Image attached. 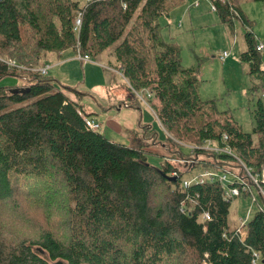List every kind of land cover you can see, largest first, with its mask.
Listing matches in <instances>:
<instances>
[{
  "label": "trees",
  "instance_id": "1",
  "mask_svg": "<svg viewBox=\"0 0 264 264\" xmlns=\"http://www.w3.org/2000/svg\"><path fill=\"white\" fill-rule=\"evenodd\" d=\"M186 2L0 0V79L18 71L7 65L10 59L31 76L24 89L0 86V208L7 207L24 232L7 236L0 223V264H264V210L248 221V236L239 238L229 225L233 199L225 198L220 183L184 189L185 172L169 161L149 163L147 144L115 142L88 128L82 105L32 70L45 64L47 54L76 48L98 56L114 46L117 70L132 89L152 91L166 130L180 140L192 134L199 147L212 140L234 152L212 151L216 162L205 165L200 155L206 149L196 148L188 156L191 169L199 163L214 168L237 154L258 171L264 165L263 100L250 132L229 111L224 113L232 116L206 119L216 100L200 96L195 69L183 66L181 48L163 33L169 24L160 17ZM229 2L250 27L236 0ZM216 5L220 23L233 32L230 6ZM245 38L241 59L250 75L262 79L264 55L252 30ZM18 203L47 210L48 223L32 224L35 231L25 226L21 212L10 208ZM204 212L210 219L201 222Z\"/></svg>",
  "mask_w": 264,
  "mask_h": 264
},
{
  "label": "rangeland",
  "instance_id": "2",
  "mask_svg": "<svg viewBox=\"0 0 264 264\" xmlns=\"http://www.w3.org/2000/svg\"><path fill=\"white\" fill-rule=\"evenodd\" d=\"M80 1L84 3V0ZM190 1L187 0L186 4L173 9L170 17H160L162 25L169 24L164 28L163 33L168 40L174 39L181 48L183 66L195 69V74L198 75L200 81V96L205 100H216V110L206 113V119L209 116L223 119L226 115L228 117L233 115L242 125L243 130L250 132L255 125L254 110L259 98L257 97L258 91L251 92L250 88L258 86L262 79L248 73L249 68L242 61L241 54L247 50L245 33L248 30L253 31L255 41L258 37L264 40V3L239 0L238 5H241L243 12L247 15L251 28L244 25L239 19L232 32L228 26L220 23L217 13L212 11V4L209 0H205L199 6L193 5L196 0H193L192 3ZM186 8H190V12L182 17ZM179 20H182L181 27ZM234 41H236L235 45H233ZM225 49L231 50V56L222 63L217 52ZM78 52L79 50L76 48H70L66 50V53L62 52L60 56L47 54L42 67L54 64L61 59L62 55L63 59H66L75 53L77 58ZM69 60L71 61L68 63L50 68L47 76L54 80L57 89L67 93L69 91L75 98L80 99L86 112H102L104 110L106 114L107 111L114 108V105L118 106L122 103L125 106L132 104L133 107H138L143 114V121L142 119L138 121L141 127H138L137 130L132 131L123 126L120 131L115 132L116 130L111 128L110 131L105 132L109 139L125 144H135L136 140L144 145L147 144L149 163L159 167L165 161H169L179 170L185 172L184 179H192L195 175L202 173L207 168L203 166L206 161H209L210 164L212 161L216 162L210 155L213 154L212 151L215 152L213 148L219 146L209 140L203 146L206 149L205 154L200 155L203 164L199 163L192 169L190 168L194 160H189L188 156L195 152L192 146H198V138L190 134V138L180 140L176 135L166 130L156 109L153 108L160 104L154 98L152 91L132 89L128 85L127 78L117 70L114 46L98 56H92V61L88 63H82L76 59ZM109 61L111 63L107 64ZM29 76L30 73L27 70L20 69L14 74L3 76L0 79V86L4 85L12 89L25 87ZM224 111H229L232 115L229 112L225 114ZM149 129L150 131H148ZM102 130L103 124L101 123L100 132ZM178 151H181L182 154ZM236 156L238 155L236 154ZM220 162L222 163L211 169L215 170L219 167L220 170L238 172L242 169L237 157L235 160L227 159ZM229 179L232 182L236 180L232 175H229ZM258 197L262 201L259 194ZM10 208L13 211H20L21 213L17 216H23L26 219L25 226L34 231L37 227L31 226L32 224L45 226L49 221L47 210L36 205L18 203L17 207L11 205ZM257 210V204H253L248 195L234 198L229 214L230 229H234L239 224L240 217L245 218L249 214V218L252 219ZM7 211H9L7 207L0 208V223L4 222L2 228L4 234L11 236L24 233L23 225L19 223V220L9 217ZM11 213L13 214V212ZM51 263L56 264L57 262L52 261Z\"/></svg>",
  "mask_w": 264,
  "mask_h": 264
},
{
  "label": "built area",
  "instance_id": "3",
  "mask_svg": "<svg viewBox=\"0 0 264 264\" xmlns=\"http://www.w3.org/2000/svg\"><path fill=\"white\" fill-rule=\"evenodd\" d=\"M212 4V11L217 12V5L216 2L220 4H225L230 6V11L232 13V16L234 19L239 20L241 19V13L240 11L232 4H230L229 0H209ZM201 0H196L193 5H199ZM82 13H79V15L76 18V24L80 25L82 18ZM236 41L233 42V45H235ZM256 50L264 55V40L261 38H256ZM231 50H222L217 52L219 58L221 59V62H225V60L230 56ZM77 58L79 60L84 61L85 63L91 62L92 56L89 54H83L80 51L77 54ZM1 60H5L0 58ZM7 65L10 68H15L17 70L25 69L22 65L18 64L15 60H6ZM51 64H47L45 66H41L38 68L32 69L33 71L41 72L43 75H48L49 69L51 68ZM20 68V69H19ZM258 97L261 100H264V81L260 85L258 89ZM81 116L84 118L86 125L88 128L100 131L101 130V123L97 121L95 117L88 116L83 112H80ZM227 138V136H225ZM196 148H202L205 149L203 146H192V149ZM210 148V147H206ZM216 153H228L233 154L231 148L228 146L226 147H218L213 148ZM235 157H237L235 155ZM238 161L242 167L241 171H235V170H220L219 167L215 168V170L207 167L204 169V171L200 174H197L192 179H184L182 181V186L184 189H187L192 184H204V183H215L218 182L223 186L224 189V196L227 199H234L239 196H242L244 194L248 195L252 199L253 204H257L258 210H264V165H262V168L260 170H254L253 168L247 166L245 162L238 158ZM244 162V163H243ZM229 175H232L235 181H230ZM261 197V200H259L258 194ZM257 210V211H258ZM250 213V212H249ZM210 219V214L208 212H204L200 216L201 222L206 221ZM250 220L249 214L247 217L239 218V224L232 229V231L235 232V235H237L239 238H246L248 236V229H247V223ZM257 260H254V262H258L260 260V255L255 253Z\"/></svg>",
  "mask_w": 264,
  "mask_h": 264
},
{
  "label": "crops",
  "instance_id": "4",
  "mask_svg": "<svg viewBox=\"0 0 264 264\" xmlns=\"http://www.w3.org/2000/svg\"><path fill=\"white\" fill-rule=\"evenodd\" d=\"M195 1V0H194ZM205 0H201V2L199 3V5H201L203 2H204ZM238 1L239 0H236V3L238 4ZM245 1H248V0H245ZM191 3L193 2V0H191L190 1ZM190 3V4H191ZM199 5H196V6H199ZM240 7H241V5H239ZM242 9V8H241ZM190 12V8H186L185 9V11L183 12V15H182V17H184L187 13H189ZM246 15V14H245ZM246 17H247V15H246ZM180 21V20H179ZM180 27L182 26V20L180 21ZM258 37V36H257ZM258 38H260V37H258ZM170 40H172V41H174V39H170ZM175 42V41H174ZM64 53H66V51L65 52H63V54ZM231 56V55H230ZM229 56V57H230ZM69 59H76V60H79L78 58H76L75 57V53H74V55L73 56H69V58H66V59H63V55H62V57H61V59H59L57 62H55L54 64H51V69L52 68H54V67H56V66H58V65H61V64H63V63H68V62H70L71 60H69ZM229 59V58H228ZM54 61V60H53ZM82 63H85V62H83L82 60H80ZM225 61H227V60H225ZM111 62L109 61V63H107V64H110ZM108 66V65H107ZM110 66V65H109ZM192 68V67H191ZM50 69V70H51ZM111 70V69H110ZM112 71V70H111ZM196 76L198 77V75L196 74ZM107 78L109 79V75L107 76ZM199 79V78H198ZM263 81H264V78H262V80H261V82L263 83ZM259 83L258 84V86H256L257 87V90L255 91V92H257L258 91V89H259V87H260V85L262 84V83ZM253 88V87H252ZM252 88H250V91L251 92H253V89ZM70 99H72V100H75V101H78L79 102V104H81L82 105V109H83V112H85L84 111V107H83V102H81L80 101V99H77V98H75L73 95H72V93H70L69 91H68V93L67 92H65L64 90H62ZM257 97H258V92H257ZM259 99V98H258ZM116 105H114V108H112V109H105V110H109V111H107V113L105 114L104 113V110L102 111V112H85L86 114L87 113H89V114H91L90 116H93V117H95L96 119H97V121H99V122H101L102 124H103V130L101 131L104 135H106V133L105 132H107V130H111V128H113V129H115L116 131L115 132H118V131H120L121 129H122V127L123 126H125V127H127V129H129V130H134V129H136L137 130V128L138 127H141L140 126V122H138V121H141V119H142V121H143V114L141 113V111L138 109V107H133L132 106V104H130L129 106H125V104H122V103H120V104H118V106H116ZM103 116V117H102ZM146 125V124H145ZM107 136V135H106ZM108 137V136H107ZM111 140V139H110Z\"/></svg>",
  "mask_w": 264,
  "mask_h": 264
},
{
  "label": "water",
  "instance_id": "5",
  "mask_svg": "<svg viewBox=\"0 0 264 264\" xmlns=\"http://www.w3.org/2000/svg\"><path fill=\"white\" fill-rule=\"evenodd\" d=\"M21 89H24V88H21ZM157 170H160V168L156 167ZM169 180L170 181H174V180H177V176H168ZM56 264H63L62 261H57Z\"/></svg>",
  "mask_w": 264,
  "mask_h": 264
},
{
  "label": "clouds",
  "instance_id": "6",
  "mask_svg": "<svg viewBox=\"0 0 264 264\" xmlns=\"http://www.w3.org/2000/svg\"><path fill=\"white\" fill-rule=\"evenodd\" d=\"M83 113H85V112H83ZM86 114V113H85ZM93 117V116H92Z\"/></svg>",
  "mask_w": 264,
  "mask_h": 264
}]
</instances>
